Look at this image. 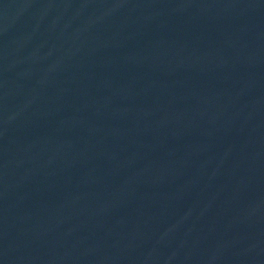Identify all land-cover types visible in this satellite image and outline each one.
<instances>
[{"label":"water","instance_id":"1","mask_svg":"<svg viewBox=\"0 0 264 264\" xmlns=\"http://www.w3.org/2000/svg\"><path fill=\"white\" fill-rule=\"evenodd\" d=\"M0 264H264V0H0Z\"/></svg>","mask_w":264,"mask_h":264}]
</instances>
